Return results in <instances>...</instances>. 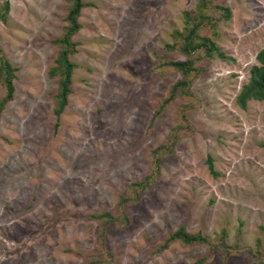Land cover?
<instances>
[{
	"label": "rangeland",
	"instance_id": "1",
	"mask_svg": "<svg viewBox=\"0 0 264 264\" xmlns=\"http://www.w3.org/2000/svg\"><path fill=\"white\" fill-rule=\"evenodd\" d=\"M8 1L0 47L18 71L0 118V264L100 258V224L90 215L117 214L120 197L146 175L152 151L176 126L175 107L187 102L191 127L163 156L160 177L124 204L129 224L106 228L107 264H264L256 254L259 239L264 254V101L239 100L260 64L264 0H212L208 14L220 18L214 41L228 58H200L194 98L178 96L154 122L158 103L181 78L155 66L164 53L186 59L165 44L200 0H84L72 37V93L59 118L58 76L50 70L70 2ZM218 5L230 9L229 19ZM180 226L213 242L226 230L231 254L224 256L223 245L179 242L155 252Z\"/></svg>",
	"mask_w": 264,
	"mask_h": 264
},
{
	"label": "trees",
	"instance_id": "2",
	"mask_svg": "<svg viewBox=\"0 0 264 264\" xmlns=\"http://www.w3.org/2000/svg\"><path fill=\"white\" fill-rule=\"evenodd\" d=\"M70 6L67 11L66 21L67 25L63 28V33L60 37L54 40V43L59 46V51L54 65L51 68V75L58 76V92L56 94L55 113L59 118L69 102V96L72 93L73 75L77 67V63L72 60V55L75 54L77 42L73 41L72 37L78 33L82 25L79 21L81 11L89 3L84 0H69ZM213 1L200 0L197 4V13L191 14L185 10V25L181 30L173 31L175 41L173 43L165 44L169 50L180 51L186 55L184 60H172L164 53L158 60L155 70L159 73L167 71H178L181 73V78L167 89V94L158 103L152 122L166 115L167 107L174 103L178 96L183 97L185 100L191 101L194 96L191 93V87L202 73V68L199 67L198 61L200 58L214 59L216 57L227 59L228 56L224 50L214 41L218 33V21L220 18H214L208 14L209 4ZM213 4V3H212ZM222 9V17L229 19L231 11L228 7L219 6ZM10 9L9 1L6 0L0 6V20L6 21L7 14ZM205 26L208 27L209 34L205 33ZM257 59L260 64L254 65L251 68V76L246 83L240 94L239 100L243 104L249 99L263 100L264 101V48L258 51ZM18 68L15 67L8 56L0 47V85L4 88V95L0 98V118L6 108L7 104L14 99L15 96V79L17 78ZM193 103L187 102L186 104H178L176 108V121L177 124L173 128L168 138L160 144L151 153L150 168L146 175L139 181L130 184L128 194L121 196L118 202L117 214L110 212L91 214L90 216L97 220L100 224V238L103 247V253L100 258L89 261L85 264H107L112 259V254L105 246V233L106 228L110 221L115 222L120 226H125L129 221L123 207L127 202H136L142 191L151 188V186L158 180L161 175V167L163 163V156L173 153L174 146L178 143L179 139L189 131L191 123L189 120L190 108ZM210 170L214 175L218 173L213 166L212 158H208ZM226 230H223L218 240L213 242L201 232L190 233L184 226H180L175 231L171 232L165 239L155 245V252H163L168 249L172 243L179 242L183 245H191L194 243H206L212 249L219 245H223L222 249L224 256L228 257L231 254L230 245L225 241ZM262 241L258 240V247L256 254L264 261V254L261 251ZM204 258L195 261L193 264H202Z\"/></svg>",
	"mask_w": 264,
	"mask_h": 264
}]
</instances>
